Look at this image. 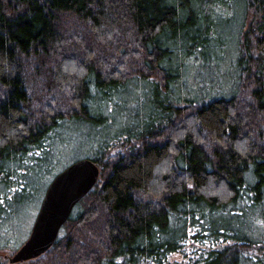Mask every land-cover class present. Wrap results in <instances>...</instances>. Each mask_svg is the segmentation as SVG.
Here are the masks:
<instances>
[{"label":"trees","instance_id":"trees-1","mask_svg":"<svg viewBox=\"0 0 264 264\" xmlns=\"http://www.w3.org/2000/svg\"><path fill=\"white\" fill-rule=\"evenodd\" d=\"M75 156L99 178L25 264H264V0H0V264Z\"/></svg>","mask_w":264,"mask_h":264},{"label":"water","instance_id":"water-1","mask_svg":"<svg viewBox=\"0 0 264 264\" xmlns=\"http://www.w3.org/2000/svg\"><path fill=\"white\" fill-rule=\"evenodd\" d=\"M98 178V167L88 159L76 160L55 175L45 190L28 238L14 254L4 256L8 263H23L45 254L55 243L73 208Z\"/></svg>","mask_w":264,"mask_h":264},{"label":"rangeland","instance_id":"rangeland-1","mask_svg":"<svg viewBox=\"0 0 264 264\" xmlns=\"http://www.w3.org/2000/svg\"><path fill=\"white\" fill-rule=\"evenodd\" d=\"M230 61V59H226L225 61H224V63H222L221 64V69L223 70V71H228V68H229V65H228V62ZM221 70V71H222ZM207 76H208V74H206V73H202V76H201V78H203V79H206L207 78ZM224 81V82H223ZM228 81V79H226V77H224L223 76V78H221V81L220 82H223V84H225V85H227V82ZM60 95V94H59ZM59 97V96H58ZM57 98V97H56ZM245 99H246V97H245ZM117 150H114L113 149V152L115 153ZM77 158H80V157H77V156H75V157H71V158H66L63 162H61L59 165H58V167H57V169L55 170V172L57 173V172H60L63 168H65L67 165H69L72 161H74L75 159H77ZM56 173H54V175L56 174ZM57 175V174H56ZM52 178H53V176H52ZM51 177H50V180L52 179ZM49 180V179H48ZM45 188V186H43V189ZM43 189H42V191L41 192H39L38 193V195H37V197L32 201V202H30L26 207H25V210H24V212H23V214L21 215V218H22V222H21V224H19L20 225V228H21V233L18 235V241H19V243L21 244V243H24L25 241H26V239L28 238V236H29V233H30V231H31V228H32V226H33V223H34V220H35V217H36V215H37V212H38V210H39V207H40V203H41V201H42V199H41V197H42V195L44 196V193H43ZM43 198V197H42ZM7 255H8V253L9 252H5ZM0 254H2L3 255V253H0ZM1 255V256H2ZM173 261H179V259L177 258V257H174L173 258ZM28 262V261H27ZM18 264H25V262H23V263H18Z\"/></svg>","mask_w":264,"mask_h":264},{"label":"snow or ice","instance_id":"snow-or-ice-1","mask_svg":"<svg viewBox=\"0 0 264 264\" xmlns=\"http://www.w3.org/2000/svg\"><path fill=\"white\" fill-rule=\"evenodd\" d=\"M189 63H191V62L189 61ZM110 102L113 103V104H119V103H121L122 101H119V100H117L115 97H113V98H111V101H110ZM108 111H112V109L109 108ZM21 187H23V185H21ZM189 187H192V185H189ZM10 191H11V192H15L16 189H10ZM3 195H4V192H3V186L0 185V196H3ZM9 198H10V197H9ZM0 203H3V200H0ZM221 231H223V229H221ZM189 235H194V233H193L191 230H189ZM205 243H206V242H205ZM213 247H215V245H213Z\"/></svg>","mask_w":264,"mask_h":264}]
</instances>
